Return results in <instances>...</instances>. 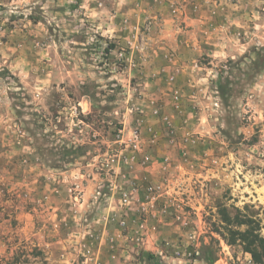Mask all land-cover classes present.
<instances>
[{
    "label": "rangeland",
    "instance_id": "obj_1",
    "mask_svg": "<svg viewBox=\"0 0 264 264\" xmlns=\"http://www.w3.org/2000/svg\"><path fill=\"white\" fill-rule=\"evenodd\" d=\"M143 3L0 0V264H48L56 240L77 264H264V0L217 5L233 59L186 88V110L109 39ZM137 105L169 122L124 131Z\"/></svg>",
    "mask_w": 264,
    "mask_h": 264
},
{
    "label": "crops",
    "instance_id": "obj_2",
    "mask_svg": "<svg viewBox=\"0 0 264 264\" xmlns=\"http://www.w3.org/2000/svg\"><path fill=\"white\" fill-rule=\"evenodd\" d=\"M144 2V8L140 7L134 14L115 15L124 19V25L112 29L109 39L121 37L122 46L135 56H138L137 51H142L143 55H146L145 62L149 70H153L151 74H146L147 81L155 84L171 76L179 90L177 92L181 93L182 109L190 103L194 106L197 100L191 96L186 99L183 94L187 90L190 92L194 90L186 88L204 85L209 78L207 71L212 69V66L233 59V16L225 6L222 12L216 8L222 4L228 6L227 0H156L155 3L153 0H144ZM160 72L162 74H159ZM153 93L155 99H160V93ZM138 99L142 102L141 98ZM136 107L138 114L131 122L128 114H125V123L128 126L123 127L124 131L128 132L133 128L131 123L134 120L139 123L142 132L153 130L159 122H169L168 116L164 113L155 118L147 112L146 107L138 105ZM60 243H62L60 240L45 243L48 264H77V256L62 252L64 247ZM100 253V250H96L94 257L102 256ZM94 257L86 258L84 263L93 264L97 259ZM111 257L119 259L116 253L111 254Z\"/></svg>",
    "mask_w": 264,
    "mask_h": 264
},
{
    "label": "built area",
    "instance_id": "obj_3",
    "mask_svg": "<svg viewBox=\"0 0 264 264\" xmlns=\"http://www.w3.org/2000/svg\"><path fill=\"white\" fill-rule=\"evenodd\" d=\"M154 113L156 114L157 113V111L155 110L154 111ZM130 147L133 149V153H135L136 154V152H140L141 151V148H142V146H141V142H140V140H139V135H138V133L136 132V131H134V133H133V138L131 139V141H130ZM127 146V145H126ZM135 159V157L134 156H132L131 157V160H134ZM149 160V157L146 155V154H144V155H142V162L143 163H146L147 161ZM111 161H113V160H111ZM130 196H129V194H127L126 192H123L121 195H120V205L122 206V207H128V206H130ZM122 224H125V222L124 221H122L121 222Z\"/></svg>",
    "mask_w": 264,
    "mask_h": 264
},
{
    "label": "trees",
    "instance_id": "obj_4",
    "mask_svg": "<svg viewBox=\"0 0 264 264\" xmlns=\"http://www.w3.org/2000/svg\"><path fill=\"white\" fill-rule=\"evenodd\" d=\"M105 51L107 52L108 49H105ZM151 257H153V256L151 254H148V258H151ZM253 257H254V255H253ZM254 261H255V263H260L259 260H257L256 258L254 259Z\"/></svg>",
    "mask_w": 264,
    "mask_h": 264
}]
</instances>
